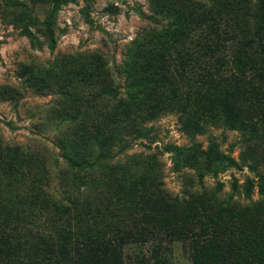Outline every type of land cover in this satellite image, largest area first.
I'll return each instance as SVG.
<instances>
[{"label":"rangeland","instance_id":"1","mask_svg":"<svg viewBox=\"0 0 264 264\" xmlns=\"http://www.w3.org/2000/svg\"><path fill=\"white\" fill-rule=\"evenodd\" d=\"M178 2L0 0V142L4 147H15L0 154V233L5 228H17L12 230L18 240L15 244L0 234V264L27 260L135 264L138 246L134 239L148 256L155 236L163 239L160 249L170 256L171 264H194L190 239L164 240L163 225L158 224L161 232L151 228L157 226L156 221L144 224L141 235L126 236L135 231L140 217L156 206L158 197L151 194L158 192L157 178L173 195L199 190L202 184L214 187L219 182L227 196L233 192L234 182L243 185L247 178L258 180L243 164L244 158L249 164L254 159L240 132L210 126L192 139L182 130L176 112L148 120L145 127L152 135L132 140L115 158L128 164L145 162L153 168L147 177L131 174L109 183H88L63 157L65 152L59 147L64 133L80 135L82 123L100 115V90L107 87L105 103L116 106L142 101L144 88L130 71L134 52L148 38L170 29L175 18L168 17L167 10ZM154 61L150 59L146 67ZM101 69L108 75L99 73ZM177 89L183 91L185 86L170 91L178 94ZM212 138L219 151L233 157L240 168H229L215 176L213 162L196 164L199 156L186 152L180 158L173 150L174 146L188 148L194 142L206 149ZM78 150L77 145L76 153ZM117 152V148L110 151L112 155ZM260 161L258 169L264 171ZM159 163L158 172L155 165ZM48 171L53 193L78 201L80 206L59 213L49 210L45 203L33 202L37 183ZM252 198H260L258 189ZM235 199L247 202L244 195ZM169 229L168 237L181 235L184 224L179 222Z\"/></svg>","mask_w":264,"mask_h":264},{"label":"trees","instance_id":"2","mask_svg":"<svg viewBox=\"0 0 264 264\" xmlns=\"http://www.w3.org/2000/svg\"><path fill=\"white\" fill-rule=\"evenodd\" d=\"M211 2L179 0L176 7H169L167 16L175 18L170 29L139 44L132 58L130 71L134 81L144 88L142 101L133 106L129 103L116 106L105 103L107 87L100 90V115L82 123V134L64 133L59 148L83 181L109 183L131 174L147 177L153 170L145 162L128 164L115 158L132 140L151 136L146 122L161 114L178 113L182 130L192 139L204 134L210 126L240 132L254 159L249 164L244 158L243 164L255 172L257 181L247 178L243 185L234 182L233 192L227 196L223 194V183L219 182L214 187L202 184L199 190L173 195L157 178L158 192L151 194L158 197L156 206L150 207L149 213L135 224V231L126 236L141 235L144 224L156 221L157 226L151 228L161 232L163 225L164 240L190 239L194 264H264V171H259L257 166L260 160L264 164V148H261L264 145V0ZM153 58L156 62L146 67ZM98 72L108 75L103 69ZM178 80L184 82L178 84ZM181 85L185 86L183 91L177 89L178 94L171 93V88ZM112 148L118 152L112 155ZM13 149L14 146L4 147L0 142V154ZM173 150L180 158L186 152L199 156L196 164L213 162L215 176L229 168H240L233 157L219 151L213 138L206 149L194 142L188 148L174 146ZM257 150L260 152L256 153ZM155 167L159 172L161 164ZM51 180L48 171L38 181L34 203H45L49 210L59 213L80 206V202L69 197L58 198L51 189ZM256 189L260 198L254 200ZM243 195L247 202L235 199ZM179 222L184 224L183 233L168 237L169 228L178 226ZM12 229L5 228L0 234L17 244ZM153 239V251L148 256L142 252L138 239H134L138 250L133 263L171 264L170 256L160 249L163 239L157 236ZM133 242L125 244L132 247ZM19 264L48 263L27 260Z\"/></svg>","mask_w":264,"mask_h":264}]
</instances>
